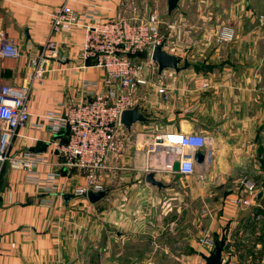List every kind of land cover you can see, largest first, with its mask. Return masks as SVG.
<instances>
[{
  "label": "crops",
  "instance_id": "crops-1",
  "mask_svg": "<svg viewBox=\"0 0 264 264\" xmlns=\"http://www.w3.org/2000/svg\"><path fill=\"white\" fill-rule=\"evenodd\" d=\"M154 1L159 9L167 4L166 0ZM187 1H181L180 15ZM252 1L244 0L247 5ZM256 2V24L239 20L234 40L226 43L217 40L220 25L194 17L195 26L190 27L197 38L191 40L188 72L170 77L168 68L155 78L151 70L148 74V86L160 83L176 99L174 105L163 107L151 100L152 95L147 105L142 101L143 108L148 103L155 108L153 115L159 120L153 121L156 127L152 122L153 130L208 135L203 149L207 160L204 165L197 163L196 173L190 176L197 179V193L202 186L199 180H207L214 189L211 194L222 199V212L214 217L213 230L225 226L224 235L228 236L239 227L244 241L253 235L264 237V20L260 19L264 0ZM63 4L78 13L80 25L50 35L48 12ZM125 12L123 0H0V49L8 40L20 51L16 56L0 53V84L28 85L31 91L29 122L12 137L9 159L0 171V264H118L126 251L120 244L114 247L115 243L136 239L137 222L146 216L134 201L135 195L142 190L160 195L145 182L155 156L148 152V133H140V125L139 131L126 137L122 155L108 159L102 179L110 193L96 203L74 195L84 176L66 169L54 149V142L67 141L66 131L55 134L51 128L67 101L88 99L103 87V69L81 58L82 24L92 23L96 16L107 19ZM49 38L59 44L60 56L48 59L41 84L32 78L31 59L46 51ZM167 50L178 55L168 46ZM148 66L151 68L149 62ZM86 81L97 86L86 88ZM203 82L208 86L203 87ZM188 105L189 114L185 111ZM14 159L26 166L16 167ZM157 174L160 178V171ZM242 177L252 179L263 192L256 206L239 207L230 202L244 194ZM125 195L129 202H122ZM257 214L260 220L255 219Z\"/></svg>",
  "mask_w": 264,
  "mask_h": 264
},
{
  "label": "built area",
  "instance_id": "built-area-1",
  "mask_svg": "<svg viewBox=\"0 0 264 264\" xmlns=\"http://www.w3.org/2000/svg\"><path fill=\"white\" fill-rule=\"evenodd\" d=\"M124 4V3H123ZM131 14L102 19L96 16L92 23L82 24L84 41L81 58L86 64L101 68L104 71L103 87L93 91L88 99H69L64 111L57 116L52 131L56 134L67 132V141L54 142V149L61 157V164L68 170H78L84 176V183L74 190L79 198H88L90 190L94 192L106 189L102 171L106 169L110 157L122 155L124 141L129 135L121 122L125 109L132 108L137 94L150 85L149 71L156 72L157 66L152 61L155 46L165 43L167 39L161 34L163 18L157 9L140 16L137 7L131 8ZM50 35L72 31L80 25L78 13L68 4L52 8L48 12ZM234 27L223 24L217 36L220 42L234 40ZM46 50V51H45ZM45 52L33 57L32 78L44 83L47 61L60 56L59 44L49 38ZM1 55H19L20 51L13 43L6 40L0 49ZM147 57V63L142 59ZM148 62L151 68L148 66ZM84 87L95 88V82H84ZM203 87L208 83L203 82ZM30 86L0 84V171L9 159L10 142L16 131L25 127L30 119L28 101ZM160 92L166 88L160 86ZM148 152L154 157L162 154L165 157L164 170L172 174L190 176L196 173L195 153L207 146L209 137L204 132L182 130H154L148 132ZM15 160V159H14ZM179 162V171L172 170L174 163ZM16 167H25L26 163L14 161ZM244 194L233 197L231 204L239 207L256 206L259 188L249 177L240 179ZM256 220L261 215H255ZM202 244L210 254L217 245L209 235L202 237ZM223 264L226 257L223 255Z\"/></svg>",
  "mask_w": 264,
  "mask_h": 264
},
{
  "label": "rangeland",
  "instance_id": "rangeland-1",
  "mask_svg": "<svg viewBox=\"0 0 264 264\" xmlns=\"http://www.w3.org/2000/svg\"><path fill=\"white\" fill-rule=\"evenodd\" d=\"M183 1L182 3H185L187 0ZM123 3L124 11H128L125 12L126 14H131L132 7L138 8L137 13L140 16L147 15L153 9L158 8L163 18L160 28L161 34L167 39L170 50L179 55L176 56L181 58L182 64L184 60L191 62L192 59L190 44L193 34L190 26H195L194 17L197 18L196 21L209 22L215 26L229 24L234 29L240 24V21L241 24L247 25L257 22L254 16L256 0L248 3V5L244 0H188L184 10L181 11L183 15H180L176 10L172 14L174 17L168 16L166 2L161 5V9L154 0H123ZM258 4L261 2L258 1ZM200 9L204 13L201 12V14L198 11ZM251 15L253 17H250ZM260 19L264 20V16L261 15ZM196 38L197 35L193 37V42ZM145 58L147 57H142V59ZM189 69L190 67L185 71H180V73H187ZM168 72L170 77L177 73L174 69L168 70ZM157 73L156 70L151 74L155 78ZM160 86V83L152 87L147 86L145 90L137 94V100L144 101V104L147 105V98L152 95L151 100L154 99L155 103L158 102L163 107L164 105L169 106V103L174 105L176 99L168 93L160 92ZM190 101L191 99L188 97L186 102L189 103ZM189 109L190 105L186 106L185 111L188 114L190 113ZM142 110L148 115H153L155 108L148 103V106L142 107ZM187 119L189 121V116ZM153 123L156 127V122ZM151 124L152 122L138 124L140 125V133L154 131L155 127L150 128ZM137 129L138 126L135 127L133 133L139 131ZM191 176L179 173L167 174L160 171L159 179L165 182L175 180L176 185L167 188L160 195L152 194L146 190L135 195L134 201L140 204L139 208H141V212L146 213V216L137 222L140 227L136 232V239L125 243H115L116 246L114 247L120 244L126 251L125 256L119 259L118 264H203L205 262L204 256L209 255L201 242L202 237L206 235L214 238L217 243L225 238L226 245L223 255L227 261L224 264H242L249 258L250 261L247 264H264V237L258 238L253 235L244 241L243 235H240L241 229L239 227H236L228 236L224 235L225 226L218 225V230H213L214 217H218L222 212L220 202L222 199L219 195L211 194L214 189L212 185L206 182L207 180H199L202 186L197 193V179ZM129 198L126 196L122 202H129ZM259 244L261 246H258ZM130 254H134V256L129 257Z\"/></svg>",
  "mask_w": 264,
  "mask_h": 264
},
{
  "label": "water",
  "instance_id": "water-1",
  "mask_svg": "<svg viewBox=\"0 0 264 264\" xmlns=\"http://www.w3.org/2000/svg\"><path fill=\"white\" fill-rule=\"evenodd\" d=\"M166 1L168 15L171 16L172 13L180 7L182 0ZM151 58L153 63L157 66V72L159 75H162L164 70L168 68L174 69L177 73H179L180 71L187 69L190 65L188 61H185L184 64H181V58L166 50L165 43L155 46ZM158 120L159 119L156 116L148 115L142 110V101L140 100H138L132 108L125 109L121 116L123 127L129 135L133 133V130L138 124ZM194 157L196 162L201 165H204L207 160V154L202 149L197 150ZM179 165V162L176 161L172 167V170L178 172L180 167ZM165 166V157L162 154H156L154 168L145 174V182L155 187L159 193L164 192L167 188L175 186L177 183L175 180L165 182L158 178L157 170H164L166 169ZM109 193V189L98 192L90 190L87 197L91 203H96L108 196ZM262 195L263 192L259 191L258 199H261ZM225 245L226 240L225 238H222L217 243L215 250L209 255L204 256L205 264H223V250Z\"/></svg>",
  "mask_w": 264,
  "mask_h": 264
}]
</instances>
